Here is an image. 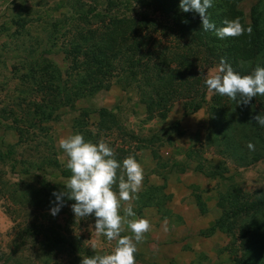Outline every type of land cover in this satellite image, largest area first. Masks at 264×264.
<instances>
[{
  "label": "rangeland",
  "instance_id": "rangeland-1",
  "mask_svg": "<svg viewBox=\"0 0 264 264\" xmlns=\"http://www.w3.org/2000/svg\"><path fill=\"white\" fill-rule=\"evenodd\" d=\"M254 2L239 4L246 22ZM93 5L104 6L105 0H0V153L12 151L0 160V264H81L85 256L114 250L116 241L93 232L94 216H74L75 201L65 198L59 213L50 214L52 193L63 191L71 176L59 141L74 134L93 144L102 140L118 162L132 155L143 168L142 187L132 202L135 216L128 219H147L151 230L137 244L136 264H239L248 259L252 251L237 235L249 219L227 220L230 234L201 235L208 224L233 211L228 194L241 202L264 195L260 144L253 143L255 150L249 151L250 141L241 140L243 152L230 157L212 142L209 120L218 94L207 91L202 107L184 116L180 102L164 113L149 110L137 90L123 88L115 78L75 100L73 110L61 104L62 90L50 95L45 89L48 84L62 89L68 65L61 53L65 37L74 26L82 27L77 20L68 25V20ZM96 20L90 19L92 26ZM215 67L206 70V77ZM220 98L222 103L228 99ZM100 108L113 118L101 119ZM17 160L25 165L12 162ZM125 206L122 202V216ZM166 217L167 232L162 228ZM125 235H132L127 224L121 232Z\"/></svg>",
  "mask_w": 264,
  "mask_h": 264
},
{
  "label": "trees",
  "instance_id": "trees-1",
  "mask_svg": "<svg viewBox=\"0 0 264 264\" xmlns=\"http://www.w3.org/2000/svg\"><path fill=\"white\" fill-rule=\"evenodd\" d=\"M243 1L213 0L208 9L217 28L223 26V20L239 17L245 29H252L250 34L246 31L240 37L225 39L203 31L198 15L180 10V0H105L104 6L93 5L91 10L75 12L68 25L77 20L82 27L74 26V33L65 37L61 50L68 63L62 74L64 84L62 89L58 84H48L45 89L50 95L62 90L61 104L73 110L75 100L93 95L115 78L122 81L123 88L137 90L151 111L164 113L171 104L180 102L182 115L193 114L205 101L206 70L217 66L222 58L241 75L251 74L257 66L264 67V0H255L251 5L247 22L238 9ZM90 19H97L94 26ZM228 99L222 103L219 95L212 105V142H218L221 154L230 157L243 152L241 140L258 142L264 156V127L252 121L255 115L264 116V96L257 95L248 106H237ZM96 112L101 119L103 115L113 118L104 108ZM44 116L41 118H47ZM11 155L6 148L0 160ZM12 162L25 165L24 161ZM229 195L233 211H229L230 215L224 213L201 235L207 237L215 231L230 234L233 230L227 220L247 218L250 223L238 229L237 239L252 252L238 263L264 264V195L243 202Z\"/></svg>",
  "mask_w": 264,
  "mask_h": 264
},
{
  "label": "clouds",
  "instance_id": "clouds-1",
  "mask_svg": "<svg viewBox=\"0 0 264 264\" xmlns=\"http://www.w3.org/2000/svg\"><path fill=\"white\" fill-rule=\"evenodd\" d=\"M212 3L213 0H180L179 8L184 13L198 15L202 30L214 32L219 39L237 38L246 31L251 33L252 29H245L239 17L225 19L223 26L217 28L208 15ZM205 85L210 94L226 96L237 106H248L257 95L264 96V67L257 66L251 74L241 75L222 58L206 77ZM252 121L264 127V116L255 115ZM246 147L249 151L255 150L252 142ZM59 148L67 158L66 168L71 176L63 191L52 193L55 201L50 214L59 213L65 198L73 200L71 210L76 218L94 216L93 232L110 242L116 241L111 254L85 256L81 258V264H136L137 244L151 230L147 219H128L135 216L132 202L138 199L144 180L141 164L132 155L118 162L107 143L102 140L96 144L86 142L82 134L61 139ZM122 202L126 205L123 216L120 214ZM124 224L132 235L121 236ZM167 225L166 217L162 225L165 232L168 231Z\"/></svg>",
  "mask_w": 264,
  "mask_h": 264
},
{
  "label": "crops",
  "instance_id": "crops-1",
  "mask_svg": "<svg viewBox=\"0 0 264 264\" xmlns=\"http://www.w3.org/2000/svg\"><path fill=\"white\" fill-rule=\"evenodd\" d=\"M209 226H210V224L207 225V227H209Z\"/></svg>",
  "mask_w": 264,
  "mask_h": 264
}]
</instances>
